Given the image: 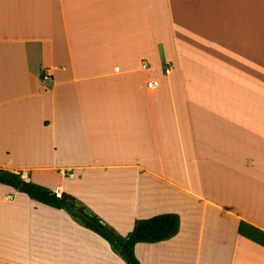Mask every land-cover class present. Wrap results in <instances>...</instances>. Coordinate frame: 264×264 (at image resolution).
I'll return each instance as SVG.
<instances>
[{
    "label": "crops",
    "instance_id": "crops-1",
    "mask_svg": "<svg viewBox=\"0 0 264 264\" xmlns=\"http://www.w3.org/2000/svg\"><path fill=\"white\" fill-rule=\"evenodd\" d=\"M0 169L123 236L179 214L141 264H264V0H0ZM0 264L126 262L0 183Z\"/></svg>",
    "mask_w": 264,
    "mask_h": 264
},
{
    "label": "trees",
    "instance_id": "trees-1",
    "mask_svg": "<svg viewBox=\"0 0 264 264\" xmlns=\"http://www.w3.org/2000/svg\"><path fill=\"white\" fill-rule=\"evenodd\" d=\"M0 183L11 186L28 195L31 199L71 213V216L83 227L104 238L126 264H141L136 255L138 243H158L175 237L181 226V218L177 213H164L147 219H138L134 229L126 236L118 233L98 215L92 213L86 206L82 210L90 217L85 220L72 213L76 198L63 193L61 197L50 188L33 181L24 180L19 173L0 169Z\"/></svg>",
    "mask_w": 264,
    "mask_h": 264
},
{
    "label": "built area",
    "instance_id": "built-area-1",
    "mask_svg": "<svg viewBox=\"0 0 264 264\" xmlns=\"http://www.w3.org/2000/svg\"><path fill=\"white\" fill-rule=\"evenodd\" d=\"M142 64H143L144 68H146L149 65L147 60H143ZM171 71H172V67L171 66H169V65L165 66L164 74H170ZM44 75H45L46 78H48L50 76V74L48 72H46ZM159 84H160V82H157V81L148 82V86L149 87L158 86ZM61 195H62L61 193H57V196L61 197ZM9 199L10 198H7V200H9Z\"/></svg>",
    "mask_w": 264,
    "mask_h": 264
},
{
    "label": "water",
    "instance_id": "water-1",
    "mask_svg": "<svg viewBox=\"0 0 264 264\" xmlns=\"http://www.w3.org/2000/svg\"><path fill=\"white\" fill-rule=\"evenodd\" d=\"M73 214L80 216L81 218L85 220H90V217L82 210L81 207L75 206V208L72 211Z\"/></svg>",
    "mask_w": 264,
    "mask_h": 264
},
{
    "label": "rangeland",
    "instance_id": "rangeland-1",
    "mask_svg": "<svg viewBox=\"0 0 264 264\" xmlns=\"http://www.w3.org/2000/svg\"><path fill=\"white\" fill-rule=\"evenodd\" d=\"M172 70H173V68H172ZM164 72V71H163ZM172 72V71H171ZM93 213V212H92ZM95 214V213H94ZM110 225V224H109ZM111 226V225H110ZM117 231V230H116ZM249 231V233L255 238V239H257L258 241H261L262 243H264V234H261V233H259V232H256V231H250V230H248ZM119 233V232H118Z\"/></svg>",
    "mask_w": 264,
    "mask_h": 264
}]
</instances>
